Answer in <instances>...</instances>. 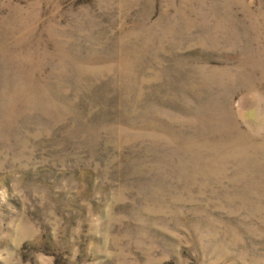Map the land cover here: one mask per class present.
Returning a JSON list of instances; mask_svg holds the SVG:
<instances>
[{
    "label": "rangeland",
    "instance_id": "374dc122",
    "mask_svg": "<svg viewBox=\"0 0 264 264\" xmlns=\"http://www.w3.org/2000/svg\"><path fill=\"white\" fill-rule=\"evenodd\" d=\"M0 264H264V0H0Z\"/></svg>",
    "mask_w": 264,
    "mask_h": 264
}]
</instances>
